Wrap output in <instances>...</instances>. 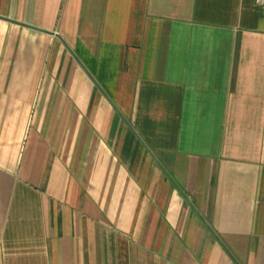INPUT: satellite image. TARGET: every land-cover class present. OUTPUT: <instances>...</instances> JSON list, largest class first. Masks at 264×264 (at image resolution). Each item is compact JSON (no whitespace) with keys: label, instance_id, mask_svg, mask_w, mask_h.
<instances>
[{"label":"crops","instance_id":"0c3cea01","mask_svg":"<svg viewBox=\"0 0 264 264\" xmlns=\"http://www.w3.org/2000/svg\"><path fill=\"white\" fill-rule=\"evenodd\" d=\"M0 264H264V8L0 0Z\"/></svg>","mask_w":264,"mask_h":264},{"label":"built area","instance_id":"2783aa9c","mask_svg":"<svg viewBox=\"0 0 264 264\" xmlns=\"http://www.w3.org/2000/svg\"><path fill=\"white\" fill-rule=\"evenodd\" d=\"M255 4L261 8H264V0H255Z\"/></svg>","mask_w":264,"mask_h":264},{"label":"water","instance_id":"95a60500","mask_svg":"<svg viewBox=\"0 0 264 264\" xmlns=\"http://www.w3.org/2000/svg\"><path fill=\"white\" fill-rule=\"evenodd\" d=\"M167 175H168V177L172 180V178L169 176V174L167 173ZM173 181V180H172ZM173 183H174V181H173Z\"/></svg>","mask_w":264,"mask_h":264}]
</instances>
